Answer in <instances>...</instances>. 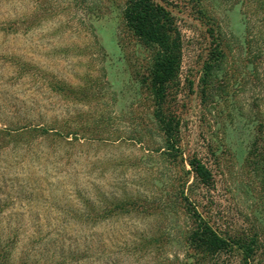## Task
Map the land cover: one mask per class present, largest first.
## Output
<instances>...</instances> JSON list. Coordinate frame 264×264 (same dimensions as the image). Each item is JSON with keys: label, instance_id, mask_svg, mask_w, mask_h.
Listing matches in <instances>:
<instances>
[{"label": "rangeland", "instance_id": "1", "mask_svg": "<svg viewBox=\"0 0 264 264\" xmlns=\"http://www.w3.org/2000/svg\"><path fill=\"white\" fill-rule=\"evenodd\" d=\"M125 1L0 0V129H10L0 132V264L196 260L184 250L179 231L190 223L179 209L176 216L155 208L106 212L113 200L162 198L190 170L156 152L151 57L123 22ZM157 1L169 5L182 32L170 101L185 159L196 156L212 173L208 185L188 175L189 193L214 225L249 229L260 210L264 220L259 179L246 165L264 71L256 79L253 63L231 61L216 84L228 93L209 98L201 79L214 19L234 44L231 35L243 42L248 25L257 55L260 0H204L211 20L195 0ZM21 128H29L26 136L14 138ZM52 129L76 135L43 133ZM206 264L242 263L234 255ZM254 264H264V247Z\"/></svg>", "mask_w": 264, "mask_h": 264}, {"label": "trees", "instance_id": "2", "mask_svg": "<svg viewBox=\"0 0 264 264\" xmlns=\"http://www.w3.org/2000/svg\"><path fill=\"white\" fill-rule=\"evenodd\" d=\"M122 6V19L126 28L141 42L151 57L148 91L154 105L155 130L160 137V145L156 152H159L160 157H163L165 162L169 160L175 164V167L177 164L187 165L190 170L186 169L182 177H174L171 191L164 194L162 198H153L151 201L147 198L144 200L140 198L113 200L106 212L110 214L155 208V210L176 216L175 210L179 209L190 223V227L185 232L182 229L179 231L187 255L192 253L190 256L196 258L190 264H206L212 259L234 255L240 258L242 264H254L258 252L264 247L262 210L255 215L254 226L249 229L216 226L209 216V212L205 211L204 208L201 209L199 203L189 193L188 175L193 174L201 184L208 185L212 180V173L205 163L196 156L185 159L180 138V121L171 108L170 98L172 90L178 82L183 59L182 32L172 9L169 5L157 0H126ZM195 6L203 17H210L208 10L204 7V0H195ZM256 8L257 16H262L261 21L264 24V0H260ZM96 10L95 14L101 15L102 9ZM209 19L211 20V17ZM213 22L216 24V19ZM215 24L213 23L210 29L215 46L204 66V75L201 79L203 83L202 92L207 98L212 97L217 90L221 93H228L226 86L216 87V84L219 76H228L231 61L253 63L256 66L254 71L256 72V79L260 78V70L263 69L264 71V34L259 31L260 47L257 49V55L253 54L252 57L251 51L254 48L252 46L254 41H252V35L249 34L251 31H249L248 25L246 27L248 37L243 42L238 36L231 35L236 42L235 46L234 41L231 43L230 40H227L222 27L218 23ZM245 52L244 58L242 55ZM263 107L264 103L258 105L257 110L253 113V119L251 118L254 125L246 165L259 179V192L262 200L260 209L264 210V109H261ZM28 129L15 130L13 137L22 138L26 136ZM9 130L0 129V132L9 133ZM49 132H54L63 137L76 135L72 131L60 133L53 129L51 131L43 130L44 134Z\"/></svg>", "mask_w": 264, "mask_h": 264}]
</instances>
